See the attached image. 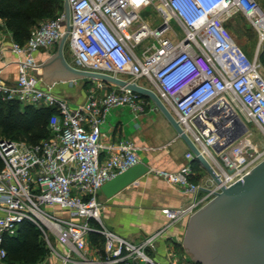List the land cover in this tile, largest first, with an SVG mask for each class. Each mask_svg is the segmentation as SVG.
<instances>
[{
	"label": "built area",
	"instance_id": "obj_1",
	"mask_svg": "<svg viewBox=\"0 0 264 264\" xmlns=\"http://www.w3.org/2000/svg\"><path fill=\"white\" fill-rule=\"evenodd\" d=\"M67 1L71 11L68 44L75 67L130 76L134 82L154 75L156 93L219 179L217 183L210 177L208 186L192 179L195 154L191 149L185 154L188 163L179 170H158L183 194H202L188 205L163 209L170 222L188 220L214 192L243 179L264 159V146L250 138L248 126L256 124L264 135V77L258 53L248 57L225 28L226 20L241 12L263 42L264 7L258 0ZM151 4L164 18L161 29H152L139 14ZM172 19L184 30V38L177 43L165 36ZM65 20L62 11L42 21L25 44L13 42L18 80L7 85L0 79L3 99L56 110L50 117L49 138L37 144L0 138V264H7L5 236L14 235L23 222L34 224L47 242L52 235L66 248L60 264H73L75 254L84 258L92 233L104 236L108 263L198 264L174 252L162 263L148 251L155 248L156 235L137 244L103 226L98 200L103 185L141 160L140 147L130 140L108 145L102 156L101 125L112 108L127 106L138 115L146 111L147 101L113 85L115 89L104 95L91 90L84 103L72 106L51 88H42L33 74L38 68L35 54L59 43ZM148 37H155L158 44L138 55L137 46ZM154 110L158 111L156 105ZM234 136L220 152L213 149Z\"/></svg>",
	"mask_w": 264,
	"mask_h": 264
},
{
	"label": "crops",
	"instance_id": "obj_2",
	"mask_svg": "<svg viewBox=\"0 0 264 264\" xmlns=\"http://www.w3.org/2000/svg\"><path fill=\"white\" fill-rule=\"evenodd\" d=\"M37 27L33 28L31 33ZM13 42H17L13 32L0 18V79L7 85L15 84L19 77L18 56L11 50ZM57 50L58 44L49 51L41 49L35 54L38 68L33 74L40 79L42 88H51L54 94L65 98L72 106L84 103L91 90H95L98 95H104L115 89L113 85L102 81L95 82L93 86L95 88L90 89L84 87L87 81L85 79L62 82L61 79L67 76L62 74L60 64L52 61ZM66 59L68 60L67 57ZM68 62L70 63L69 60ZM137 83L156 90L155 87L139 80ZM145 99L147 108L142 114L137 115L127 106L114 107L110 110L101 125L103 145L101 154L103 156L107 153L108 145L130 140L140 147L138 155L141 163L146 164L150 171L110 198L101 190L98 199L102 204V224L107 230L137 244L156 235L155 248H148V251L157 260L165 263L172 252L179 254L181 258L187 257L188 253L183 247L187 220L170 222L163 209L188 205L202 194L196 196L183 194L157 174L158 170L176 171L186 165L188 160L185 154L189 148L184 141L181 144H173L178 138L177 132L160 111L154 110L155 103L149 98ZM192 167L194 169L192 179L195 182L202 186L211 184L209 174L198 161L194 160ZM44 246L47 252L36 264H60V255L66 253V248L57 240L44 242ZM82 253L85 259L75 254L73 264H113L106 261L104 236L95 237L91 234ZM12 264L26 263L21 259Z\"/></svg>",
	"mask_w": 264,
	"mask_h": 264
},
{
	"label": "water",
	"instance_id": "obj_3",
	"mask_svg": "<svg viewBox=\"0 0 264 264\" xmlns=\"http://www.w3.org/2000/svg\"><path fill=\"white\" fill-rule=\"evenodd\" d=\"M64 13L66 30L52 58V61L60 64L62 74L67 76L61 79L62 82L92 79L130 89L151 99L175 129L178 137L193 151L195 160H198L209 176L218 183L219 179L212 166L155 90L115 75L83 70L68 62L65 46L71 30V11L67 0H64ZM236 138L237 136H234L222 146H214L213 149L220 152ZM149 171L150 168L146 164L138 163L107 181L102 187V192L110 198L137 182ZM214 193L216 194L210 201L188 218L183 237L185 251L198 264H264V159L243 179L229 187H223L221 192Z\"/></svg>",
	"mask_w": 264,
	"mask_h": 264
},
{
	"label": "trees",
	"instance_id": "obj_4",
	"mask_svg": "<svg viewBox=\"0 0 264 264\" xmlns=\"http://www.w3.org/2000/svg\"><path fill=\"white\" fill-rule=\"evenodd\" d=\"M62 11L64 0H0V18L20 44H25L32 29L44 18H56ZM262 46L259 61L264 68V40ZM55 111L51 107L23 105L0 96V138L24 139L29 144H37L51 136L49 121ZM92 235L102 236L98 233ZM3 245L8 252V264L21 259L26 264H36L47 252L41 231L30 222L20 224L14 235H6Z\"/></svg>",
	"mask_w": 264,
	"mask_h": 264
},
{
	"label": "rangeland",
	"instance_id": "obj_5",
	"mask_svg": "<svg viewBox=\"0 0 264 264\" xmlns=\"http://www.w3.org/2000/svg\"><path fill=\"white\" fill-rule=\"evenodd\" d=\"M258 1L264 7V0H258ZM139 14H140L142 19H144L145 21H147L150 24V27L152 29L159 28L162 25L163 20H164L162 15L159 13V11L156 9L155 5H153V4L141 8L139 10ZM47 19H50V17L44 18L42 21L47 20ZM170 26H171V28H170L169 32L166 33L165 36L171 38L174 43H177L181 39L184 38V30L175 19H172L170 21ZM225 28L228 31V33L231 35V37L233 38L235 43L238 45V47H240L242 49V51L248 57H250V58L255 57L256 54L258 53V59L259 58L261 59V53H262L263 46H262V42H260L259 33L256 30V28H254L251 25V23L249 22V20L245 17V15L243 13L238 12V13L232 15L229 19H227L225 22ZM154 43L158 44V41L155 37L146 38L136 48L138 55H142L143 51L146 50L147 47L152 46ZM69 49H70V47H69L68 40H67V43L65 46L66 57L68 58L70 63H72V65H76V61L72 57ZM152 52H153V50L149 51L148 54H151ZM259 64H260L259 70H260L262 76L264 77L263 65H262V63H260V61H259ZM123 77H124L123 79H127V80L131 79L130 76H123ZM85 80H87V81H85V86H84L86 89L92 88L94 86L95 82H101V81L92 80V79H85ZM139 82H143L147 85L155 87V89L158 88L156 80L154 78V75H152L150 78H140ZM93 88H95V87H93ZM248 126H249L250 133H251L250 138L255 143H257L260 147H263L264 146V135H263L261 129L254 123H249ZM0 134H1V132H0ZM0 136H2V134ZM19 140L25 141L24 139H19ZM174 142H173V144L177 145V144H181L183 142V140L180 137H178L177 140ZM43 208H45V206H43ZM43 240H44V242H47L44 237H43ZM56 240L57 239L54 236H52V235L50 236V242H56ZM187 256H189V255H187Z\"/></svg>",
	"mask_w": 264,
	"mask_h": 264
}]
</instances>
